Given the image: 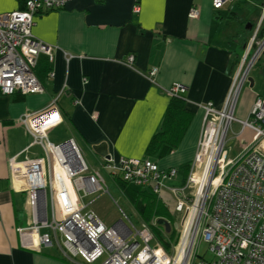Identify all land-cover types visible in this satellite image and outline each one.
Segmentation results:
<instances>
[{"label": "crops", "instance_id": "0c3cea01", "mask_svg": "<svg viewBox=\"0 0 264 264\" xmlns=\"http://www.w3.org/2000/svg\"><path fill=\"white\" fill-rule=\"evenodd\" d=\"M213 1L67 0L65 7L36 16L34 35L55 47L52 60L41 54L35 67L44 92H0V264H93L58 246L38 251L21 243L18 229L32 220L30 195L12 180L10 158L33 140L21 122L24 113L41 110L54 97L64 120L49 131L52 142L73 138L85 151L106 141L113 157H147L171 100L164 88L187 85L189 127L169 155L151 156L162 168L178 167L181 184V167L193 160L204 116L197 103L212 101L220 108L253 32L259 30L257 40L264 37V0H228L219 9ZM24 2L0 0V13L21 9ZM192 8L199 10L197 17L189 15ZM129 54L135 56L132 65ZM153 66L159 69L156 84L147 77ZM261 72L251 75L252 87L249 81L241 90V118L264 96L256 89L264 85ZM102 158L95 153L87 163L97 168Z\"/></svg>", "mask_w": 264, "mask_h": 264}, {"label": "built area", "instance_id": "2783aa9c", "mask_svg": "<svg viewBox=\"0 0 264 264\" xmlns=\"http://www.w3.org/2000/svg\"><path fill=\"white\" fill-rule=\"evenodd\" d=\"M227 1L214 0V8ZM66 2L25 0L23 8L0 13L2 94L44 92L35 67L41 54L52 60L55 47L37 38L32 28L36 16L63 8ZM189 15L197 17L199 10L192 8ZM252 39L223 105L197 103L204 116L187 179L181 184L168 183L177 180L178 167L162 168L149 157H103L99 167L92 168L73 138L52 142L49 131L64 120L57 97L39 111L24 113L21 122L33 140L10 158L12 180L30 195L31 224L18 229L22 246L38 251L58 246L87 263L106 254L101 264H264V96L256 97L246 118L236 115L250 69L264 54V37ZM134 60L129 54L126 62L132 65ZM158 71L156 66L147 71L152 83H157ZM164 90L179 96L187 85L175 82ZM105 172L113 181L120 178L172 197L179 234L170 248L159 240L151 244L156 236L148 225L138 228L120 220L109 226L93 209L86 210L84 197L109 194ZM201 239L210 244L213 260H196Z\"/></svg>", "mask_w": 264, "mask_h": 264}, {"label": "trees", "instance_id": "16d2710c", "mask_svg": "<svg viewBox=\"0 0 264 264\" xmlns=\"http://www.w3.org/2000/svg\"><path fill=\"white\" fill-rule=\"evenodd\" d=\"M185 102V93L171 97L163 115L161 125L153 135L146 150L147 157L151 158V156L157 154L158 158H163L174 151L181 142L193 116V113L187 109ZM189 165L185 164L181 167L184 175L181 183H184L187 179ZM115 183L142 216L144 222L150 226L156 238L159 239L165 248H170L171 244H173L171 243L172 240L174 242L177 240V236L174 234L176 233L175 227L174 233H171L168 237V232L158 224L152 223V221L154 217L161 216L168 218L171 224H173L175 218L172 215L171 204L148 188L134 186L133 184L122 181L120 178Z\"/></svg>", "mask_w": 264, "mask_h": 264}, {"label": "rangeland", "instance_id": "374dc122", "mask_svg": "<svg viewBox=\"0 0 264 264\" xmlns=\"http://www.w3.org/2000/svg\"><path fill=\"white\" fill-rule=\"evenodd\" d=\"M258 31L255 33L253 32L252 36L253 37L256 36V38H257ZM251 38L247 43L246 50L248 49ZM260 54L262 55V52ZM250 55H251V53H250ZM261 55L256 58V60H257V62H259V64L253 65V67L250 69L249 77H251V75L252 76L257 75V73L259 71L261 72L263 70L262 72H264V57L262 58V56L264 54L262 56ZM233 76H234V74H233ZM262 76H263V74H262ZM263 79H264V76H263ZM245 86H249V85H247V83H246ZM257 86H258V84L255 87H257ZM256 89L259 90V92H263V94H264V85H260V87L258 86ZM241 105H242V103H240L238 111L240 110ZM58 129H59V127L57 129L53 130V132H56L58 134ZM51 132H50V135H51ZM80 148L82 150L81 146H80ZM236 150L237 149L235 148L234 153L237 152ZM82 153H83L87 162H89V160H91L93 158V155L95 154L93 152L92 148L88 147V146H86L85 151L82 150ZM97 167H99V166L97 165ZM104 175H105L108 187H109V194L108 193H106V194H101V193L96 194L95 193L93 195H89V196L84 197L83 202H84V204H86V207H87L86 210L93 209L96 213H98L100 215V217L103 219V221L109 226H113L119 220H123L124 222L130 223V224L133 223V225L135 227L140 228L141 223L143 222L142 216L138 213V211L131 204V202L126 198V196L123 194V192L115 185L113 179L110 178V176L107 175L106 172L104 173ZM168 183L169 184H180V182L178 180L170 181ZM161 197L163 198V200H166L169 203L171 202L172 197L170 195L165 194L164 196H161ZM49 209H50V207H49ZM173 214L175 216L176 213L172 211V215ZM160 218H164V219L170 221L168 218L160 216V217H154L152 223H156V222L158 223V220ZM175 222H176V220H175ZM175 222L172 224L171 230L169 232L166 231V228L164 226L159 225V226L163 227V229L166 232H168L167 233L168 237L170 236L171 233H174ZM142 224L147 225L146 223H142ZM175 232L176 233H174V234L176 236H178L179 229L175 228ZM158 240H159L158 238H155L151 242V244L155 246L156 241H158ZM171 243H174V240H172ZM106 258H107V255L105 254V255L101 256L97 261L93 262V264H101L106 260ZM214 258H215V254L211 251L210 244L207 241H205L204 239H201L199 244H198V256H197L196 260L197 261H200L202 259L213 260Z\"/></svg>", "mask_w": 264, "mask_h": 264}, {"label": "water", "instance_id": "95a60500", "mask_svg": "<svg viewBox=\"0 0 264 264\" xmlns=\"http://www.w3.org/2000/svg\"><path fill=\"white\" fill-rule=\"evenodd\" d=\"M248 80L250 81V86L252 87L254 85L253 79L251 77H249ZM92 149L95 151V153L99 154L100 156H102L104 158L108 159L111 157V154L109 152L108 143L106 141H102L100 143L92 145ZM158 223L160 225H163L166 228V231L169 232L171 230L170 221H168L164 218H160L158 220Z\"/></svg>", "mask_w": 264, "mask_h": 264}, {"label": "bare ground", "instance_id": "6f19581e", "mask_svg": "<svg viewBox=\"0 0 264 264\" xmlns=\"http://www.w3.org/2000/svg\"><path fill=\"white\" fill-rule=\"evenodd\" d=\"M216 107V106H215ZM216 108H218V107H216ZM238 116V115H237ZM239 117V116H238ZM187 172H189V170L187 171ZM120 221V220H119Z\"/></svg>", "mask_w": 264, "mask_h": 264}]
</instances>
